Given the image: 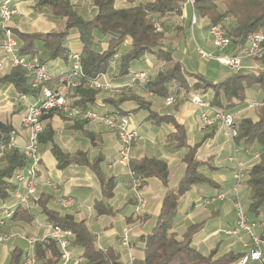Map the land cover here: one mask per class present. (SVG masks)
Segmentation results:
<instances>
[{
  "label": "trees",
  "instance_id": "trees-1",
  "mask_svg": "<svg viewBox=\"0 0 264 264\" xmlns=\"http://www.w3.org/2000/svg\"><path fill=\"white\" fill-rule=\"evenodd\" d=\"M86 1H90L96 10L92 19H85L79 14L71 0H34V9L37 13H47L53 17L65 19V25L62 30L47 33H18L21 41L20 55L39 57L41 63L57 59L68 63L75 54L69 47V38L76 33L81 45V52L78 53L81 54L86 75L95 78L102 73H110L116 82L127 80L131 73L137 72L133 70V67L137 63L143 64L147 56H151L157 62L163 63V67L153 78L149 75L151 82L146 90L163 100L175 97L176 111L182 104L183 95L195 93L208 100L212 106L227 114H233V111L247 102V89H258L264 92L263 69L231 72L223 80L212 82L200 73L188 72L180 61L175 60L174 48L169 45V41L180 40L182 29L172 39L169 37V30L174 27L173 19L182 15V5L186 0H145L138 4H135L134 0H129L131 5L125 8L117 7V0ZM194 2L195 11L202 19L209 22L208 29L215 24H224L228 35L232 38L233 50L245 45L252 34L264 33V0H194ZM228 19L230 25L225 24V20ZM155 23L161 25L162 32L156 31ZM128 38L131 39L130 45L124 54L118 56L120 48L125 46ZM103 42L107 43L106 49H103ZM41 52L44 53L43 57ZM118 60L121 61L120 68L115 64ZM259 61L264 63V56ZM64 72L59 77L53 76L51 82L33 88L26 71L16 67L0 77V85L12 84L20 95L37 99L45 87L55 89L52 87L53 83L62 80ZM102 93L104 92L91 89L84 84L71 93L67 102L70 107L94 108L97 107V98ZM145 94L147 93L144 91L124 90L121 94L105 97L103 102L119 109L124 102L134 101L139 107L132 112L140 109L150 110L151 101ZM208 94L210 98L206 96ZM262 102L264 103V100ZM259 108L257 121L244 118L238 125L236 124L238 135L235 142L244 150L251 149L255 144L262 147L258 162L251 169L246 170L245 186L249 192V202L245 210L251 221L263 224L264 105ZM117 111L110 112L121 115L131 114ZM55 114H61V112L52 111L42 117L44 131L40 136V143L53 144L54 131L51 120ZM150 120L157 125L166 123L175 127L176 132L169 135L168 144L173 149L188 147V153L184 159L186 171L178 186L166 192L155 225L149 234L140 238L143 244V257L135 258L132 264H235L243 254L233 251L220 253L221 245L209 254H203L193 246L194 236L202 229L204 222L189 226L181 238L172 232L182 197L194 186L211 184L217 187V185L200 171L202 163L197 158L198 145L194 147L188 145L187 131L184 126L177 123L174 115H160L150 111ZM13 130L12 122L3 120L0 111V148L9 144ZM52 153L61 168L72 163L88 166L101 184L104 199L95 204L97 214L99 216L113 214L105 200L109 201L114 197L117 183L103 170L101 166L103 159L99 157L90 161L83 151L73 154L65 153L55 144L52 145ZM0 162L2 164L0 204H3L12 198L13 179L16 173L26 166L27 160L20 150L11 149L5 150ZM130 166L138 177L144 179V182L156 178L165 186L168 185L170 171L165 160L142 158L132 160ZM51 200L52 198L48 195L41 194L34 203L46 221L73 233L71 247L76 254L83 257V264H124L118 250L114 248L104 250L99 247L97 236L87 222L78 221L71 214L54 210L50 206ZM0 210L6 214L4 206L0 207ZM5 221V226L9 222L19 226H33L36 223L34 214L23 206L14 207L11 217ZM5 226L0 227V231H3ZM25 255L23 249L16 246L10 252L8 264H22ZM61 262L62 253L54 240L47 237L37 241L33 264H61Z\"/></svg>",
  "mask_w": 264,
  "mask_h": 264
},
{
  "label": "crops",
  "instance_id": "crops-1",
  "mask_svg": "<svg viewBox=\"0 0 264 264\" xmlns=\"http://www.w3.org/2000/svg\"><path fill=\"white\" fill-rule=\"evenodd\" d=\"M71 1L75 5L77 12H80L79 14L81 15L84 14L82 11H79L77 6V2L80 0ZM83 5L86 9L91 6L93 15L90 19H92L96 13L95 7L90 1L86 0H83ZM116 6L125 8L129 5H122L117 0ZM189 7V5L185 4L182 9V15H185L186 18L183 27H181L182 40L179 41H187V36L191 29ZM12 8L16 11L12 17V24L17 36L18 33H47L58 29L59 23L55 22L56 17L35 11L34 0H14ZM61 23L65 25V19H62ZM176 30L170 28L169 33H172V37H175L177 34L178 31ZM2 39L3 35L0 31V44L2 43ZM18 40L21 46L19 36ZM130 42L131 39L128 38L125 42L126 48L130 45ZM68 44L73 52H81L79 37L78 39H71L70 37ZM169 45L174 48L175 60L182 63L180 57L183 53L180 44L169 43ZM102 46L103 49H106L107 43L103 42ZM232 49L229 52H232ZM41 56H44L43 52H41ZM2 58L3 54L0 51V60ZM158 63L151 56H147L143 63L147 68L146 71L150 73L152 78L163 67V63H159V65ZM42 64L56 78L69 68L71 60L68 63L61 59L47 60ZM243 64L244 69H249L253 65L250 60H244ZM154 66L159 67L155 72L151 73ZM9 72V69L0 71V77L5 76ZM63 80L64 78L59 80L58 83H53L52 87L57 88ZM108 94L102 93L97 98V107L94 108L100 112L119 110L131 113V125L137 130L140 137L133 144L132 159L158 158L165 160L170 171L168 185L165 186L156 178L146 180L143 185V197L146 200V208L144 211L137 213V200L132 191L131 176L118 163L120 144L116 133L102 123H90L80 119L71 120L66 114L61 113L55 114L51 120L54 131L53 144L57 145L65 153L73 154L83 151L88 155L90 161L99 157L103 159L101 164L103 170L109 177L114 178L117 183L114 197L109 201L105 200V203L111 207L113 214L99 216L94 208L98 201L104 200L101 184L95 173L83 164L72 163L64 168L59 167L52 153V143H40L42 160L39 171V192L37 198L41 194H46L52 198L50 203L51 208L64 214H71L78 221L83 220L87 222L88 226L97 236L99 247L104 250L109 248L118 250L121 253L124 264L126 263L124 259H129V255L133 252L136 253V258H142L143 244L140 238L149 234L155 225L166 192L169 189L176 188L184 177L186 171L184 159L188 153V147L173 149L169 146L168 137L176 132L175 127L172 124L166 123L161 125L155 124L150 120V111L157 112L160 115H174L177 123L184 126L187 131L188 145L191 147L198 145L197 158L202 163L200 171L210 178L217 187L211 184L197 185L182 197L172 232L181 238L189 226L204 222L202 229L194 236L193 246L196 249L203 254H209L218 245H221L220 253L233 251L243 254L242 244L223 233L225 229L235 227L236 225L235 195L232 191L235 165L229 161V158L234 153L237 143L226 135L225 130L220 124L208 128L204 127L200 119V109L192 101L185 98L186 94L181 97L182 104L178 111L174 109L175 103L167 105L165 100L145 94L147 99L151 101V109H140L136 112L132 111L136 110L139 106L134 101L124 102L119 109L103 102V99L108 97ZM192 94L195 93L189 95ZM206 96L211 97L209 94ZM34 100V97L20 95L12 84L0 85L1 117L3 120L12 122L14 130L18 133L17 141L20 145L24 144L28 135L22 120L28 106ZM235 122L238 125L239 121ZM238 148L240 150L238 158L245 164L246 170L251 169L258 162L262 147L259 144H255L249 150H244L240 146ZM0 167H2V164ZM245 183L246 179L241 193L244 190L246 191L248 205L249 192ZM230 191L233 192V197L228 198L227 196L225 200H211V197H216L218 193L223 192L228 195ZM241 193L240 196L243 202V195ZM60 197L72 198L75 201V206L70 209L61 208L57 203ZM14 203V199L11 198L8 202L0 204V207L4 204L9 206ZM31 213L34 214L36 221L41 225L40 227L45 228V225L49 223L34 203L31 207ZM4 216V211L0 210V219ZM129 219H131L130 222ZM118 222L123 223L121 232H118L116 229V223ZM10 226L18 227L19 225L9 222L5 230ZM127 227L132 229L130 236L131 246L129 248L125 247L122 242L123 233ZM18 245L16 244L9 252L7 247H0V264H8L10 252ZM118 245H121L122 248H117Z\"/></svg>",
  "mask_w": 264,
  "mask_h": 264
},
{
  "label": "built area",
  "instance_id": "built-area-1",
  "mask_svg": "<svg viewBox=\"0 0 264 264\" xmlns=\"http://www.w3.org/2000/svg\"><path fill=\"white\" fill-rule=\"evenodd\" d=\"M14 0H4L0 4V31L3 39L0 49L4 54V58L0 61V70L10 66L12 68H23L33 88H38L42 84L51 82L53 75L40 62L38 57L22 56L19 53V42L13 35L9 27V21L16 12L12 8ZM186 4L193 10L190 18L191 27L198 23V19L194 13V0H186ZM157 31H162L159 23H155ZM210 36L216 46L218 52L223 53L233 48L232 38L228 35L223 23L215 24L209 27ZM202 58L212 59L204 51H200ZM264 56V33L257 32L252 34L245 45L232 49L230 55H222L215 57L221 65L230 69L232 72H239L244 69V60H260ZM63 82L55 89L45 87L41 96L28 106L27 112L22 120L24 128L28 135L23 145L17 141L18 133L13 130L11 132V140L6 147L0 148V159L3 157L5 150L18 149L27 160L26 166L17 172L14 179V190L12 198L15 203L13 205H3L6 214L5 218L0 219V227L6 225L5 219L12 215V210L16 206L30 207L37 199L39 192V171L41 165L40 154V136L44 131L42 117L52 111H58L67 115L71 120L80 119L90 123H102L118 137L120 148L118 163L124 167L132 179V191L137 200L136 212L140 213L146 208V200L143 197L144 179L138 177L131 170L133 144L140 138L139 133L131 125L130 115H121L118 113L103 111L100 112L95 108H79L70 107L67 99L76 89L86 84L89 88L108 92L111 94H121L124 90L144 91L149 96H154L153 92L146 90L147 85L151 82V77L145 71H137L130 74L127 80L123 82L114 81L110 73H102L95 78L86 75L82 57L80 53H75L71 57V66L64 72ZM185 98L192 101L200 109V119L204 127H213L220 124L225 130L226 135L235 141L238 135V128L235 122L234 114H227L222 110L212 106V104L198 94H186ZM176 101L175 97L165 100L167 105H173ZM239 148L235 145L234 153L229 161L235 164L234 185L232 191L235 195L234 207L236 210L235 227L225 229L223 233L230 238L239 241L243 246V256L235 264H264V237L255 233L256 227L259 225L251 221L247 215L245 207L241 200V190L246 179V169L244 163L238 158ZM219 200L226 199V193L218 196ZM58 205L63 209H70L75 206V201L69 197H60L57 201ZM264 226V223L261 224ZM47 235L45 238L54 240L60 247L62 253L61 264H83L84 259L74 252L71 247L73 233L64 230L60 226L47 223L45 225ZM132 229L128 228L123 233V243L129 246ZM18 238L29 245V250L25 255L22 264L34 263V248L38 240L35 237H28L21 233L0 234V246ZM43 238V239H45ZM31 251V252H30ZM33 251V254H31ZM135 258L130 257L129 264H132Z\"/></svg>",
  "mask_w": 264,
  "mask_h": 264
},
{
  "label": "rangeland",
  "instance_id": "rangeland-1",
  "mask_svg": "<svg viewBox=\"0 0 264 264\" xmlns=\"http://www.w3.org/2000/svg\"><path fill=\"white\" fill-rule=\"evenodd\" d=\"M141 1H145V0H134V3L138 4ZM119 2L122 5H127V6L131 5L129 0H127V1L126 0H119ZM185 4H186V2L182 5L183 8H184ZM77 6L79 8V11H82L84 13L82 15L85 19H90L92 17L93 12H92L91 6L87 7V9L84 8L83 7L84 6L83 0L78 1ZM188 10L190 12V16H192L193 15L192 8L189 7ZM194 13L198 19V23L196 25H194L193 27H191L189 35L187 36V38H188L187 41H185V40H183V41L170 40L169 43H172V44L173 43H175V44L179 43L180 44V48L182 49V53H183V55H181L180 58H181V61L183 63L184 68L188 72H194V73L200 72V74H202L207 80H210L212 82L221 81L230 73L231 70L224 67L223 65H221L220 62L215 59V57L222 56V55L228 56L231 54V52H229V50H227L223 53L218 52V50L216 49V46L214 45V42L210 36V31L208 29L209 22L205 19H202L196 11H194ZM13 15H12V17H13ZM12 17L9 21V27L12 30L13 35L18 40V36L15 33L14 28H13ZM185 18H186L185 15H180V16L176 17L175 19H173L174 20V23H173L174 27L173 28L177 29L176 31H179L180 29H182L181 27H183ZM61 20L62 19H60V18H55V22L59 23L57 28L60 30H62L64 28V23L60 24ZM225 22H226L225 23L226 25L231 24L229 19L225 20ZM190 25H191V22H190ZM154 27H155V24H154ZM58 29L55 31H58ZM157 32H159V31H157ZM160 32H162V31H160ZM169 37L171 39L173 38L172 33H169ZM71 39H78V35L76 33H74L71 36ZM180 40H182V39H180ZM18 42H19V40H18ZM19 47H20V44H19ZM126 50H127L126 46H122L119 50L120 52H119L118 56H120L121 54H124L126 52ZM0 51H1V49H0ZM200 51H204L205 53H207L208 55H211L214 58H212V59L202 58V56L200 55ZM3 58H4V56H3ZM250 61L252 62L253 65L249 69H263L264 70V63H261V61H259V60H255V61L250 60ZM115 64L116 65L118 64L117 66L120 68L121 61L118 60ZM158 65H159V63H158ZM70 66H71V64L69 65V68H70ZM158 67L154 66L151 73L155 72L158 69ZM6 69L11 70L13 68L10 66H7L3 70H0V71H4ZM133 70L134 71H141V70L146 71L147 68L143 64L137 63L133 67ZM149 75H150V73H149ZM137 91H139V90H137ZM104 93H108V92H104ZM113 95L114 94L109 93L108 97H112ZM246 95H247V101L248 102L243 104V106L241 108L233 111V114L235 116V121H237V122L241 121L244 118H251L252 120L257 121L258 116H259V110L258 109H260L259 107H262L264 105V103L262 102L264 100V92H262L258 89H247ZM232 155H233V153H232ZM232 164H234V163H232ZM0 166H1V164H0ZM219 194H221V193H218L216 195V197H211V200L212 201L213 200H219L217 197ZM241 195H243L242 196V199H243L242 204H243V206H245V205H247V201H248L246 191L244 190L243 193H241ZM227 196H228V198L233 197V192L230 191V193L228 195H226V198H227ZM212 201H210V202H212ZM31 207H32V205L30 207H26V208L30 209V211H31ZM197 221H199V220H197ZM40 226L41 225H39V223L37 221L33 226H20V227L19 226L18 227L17 226H12V227L10 226L9 228H6V230L4 228L3 231H0V234L21 233V234L27 235L28 237H35L37 239H43L47 235V230H46V228L40 227ZM122 228H123L122 222L116 223V229L118 232H121ZM128 228H130V227H127L126 229H128ZM255 233L258 236H263L264 226L258 225L255 229ZM223 237H225V236H223ZM20 241H22V242H20ZM122 242H123V239H122ZM129 242H130V240H129ZM16 244H19L18 246H20V248L23 249L24 254H26L28 252V250L30 249L29 245L26 242H24L23 240L18 239V238L11 239L10 241L4 243L0 247H2V246H3V248L7 247L8 252H9L11 250V248H13ZM123 245H124V243H123ZM130 246H131V242H130L129 246H125V247L129 248ZM117 248L121 249L122 247H121V245H118ZM237 248H240V247H237ZM31 254H33V251ZM4 256H5V254H4ZM131 256L133 258H136V253L133 252L129 255V259H127V258L124 259V261L126 262L125 264H129Z\"/></svg>",
  "mask_w": 264,
  "mask_h": 264
}]
</instances>
